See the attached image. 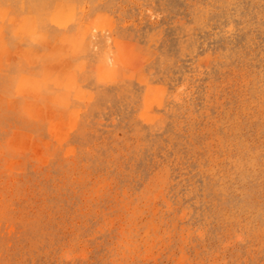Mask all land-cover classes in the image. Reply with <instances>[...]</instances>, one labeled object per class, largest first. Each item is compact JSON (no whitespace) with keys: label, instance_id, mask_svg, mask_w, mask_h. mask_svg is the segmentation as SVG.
<instances>
[{"label":"rangeland","instance_id":"obj_1","mask_svg":"<svg viewBox=\"0 0 264 264\" xmlns=\"http://www.w3.org/2000/svg\"><path fill=\"white\" fill-rule=\"evenodd\" d=\"M0 264H264V0H0Z\"/></svg>","mask_w":264,"mask_h":264}]
</instances>
